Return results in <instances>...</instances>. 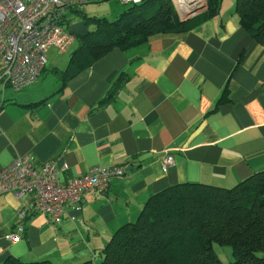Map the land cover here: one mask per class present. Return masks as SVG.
<instances>
[{"label": "crops", "instance_id": "obj_1", "mask_svg": "<svg viewBox=\"0 0 264 264\" xmlns=\"http://www.w3.org/2000/svg\"><path fill=\"white\" fill-rule=\"evenodd\" d=\"M94 2L106 8L103 17L123 4ZM234 2L222 0L219 14L185 33L112 49L68 79V59L59 69L46 64L60 82L41 80L43 70L14 90L0 64V170L26 154L36 165L60 158L68 164L63 180L97 165L124 170L105 193L87 191L65 204L59 222L38 213L21 219L24 198L0 193V262L93 259L158 191L185 182L232 187L264 170V45L239 26ZM206 7V0L195 5L200 13ZM68 29L87 30L80 19ZM168 154L174 160L163 171Z\"/></svg>", "mask_w": 264, "mask_h": 264}, {"label": "trees", "instance_id": "obj_2", "mask_svg": "<svg viewBox=\"0 0 264 264\" xmlns=\"http://www.w3.org/2000/svg\"><path fill=\"white\" fill-rule=\"evenodd\" d=\"M120 1L128 5L113 19L89 16L80 11L83 6L62 9L58 25L66 29L80 19L87 28L75 34L64 79L112 49L124 51L155 35L185 33L219 14L222 3L206 0L204 11L181 21L172 0ZM234 14L239 26L264 45V0H235ZM215 243L229 248L234 259L224 263ZM98 250L93 259L74 264H264V170L232 187L191 182L166 187L151 195L136 218L115 229ZM0 264L54 263L9 256Z\"/></svg>", "mask_w": 264, "mask_h": 264}, {"label": "built area", "instance_id": "obj_3", "mask_svg": "<svg viewBox=\"0 0 264 264\" xmlns=\"http://www.w3.org/2000/svg\"><path fill=\"white\" fill-rule=\"evenodd\" d=\"M94 0H0V64L4 84L19 90L37 80L47 64V52L55 47L66 52L75 42V34L56 23L62 9L81 7ZM139 2L140 0H122ZM60 158L36 165L28 154L20 156L0 170V193H10L26 202L17 215L23 219L38 213L59 222L65 204H77L91 190L105 193L114 177H121V166H91L85 172L62 179L68 164ZM173 155L161 161L163 171L173 163ZM22 230V226H18ZM19 240L18 233L9 237Z\"/></svg>", "mask_w": 264, "mask_h": 264}, {"label": "rangeland", "instance_id": "obj_4", "mask_svg": "<svg viewBox=\"0 0 264 264\" xmlns=\"http://www.w3.org/2000/svg\"><path fill=\"white\" fill-rule=\"evenodd\" d=\"M173 1V0H172ZM119 2V1H118ZM98 3H88L85 6L81 7L80 11L86 13L87 15L91 16L93 15L92 13H94L93 16H97V17H103V14L106 11L105 7H100L98 8ZM121 4V3H120ZM128 4H122L120 5V7H122V9L124 7H127ZM113 9V8H112ZM111 9L113 14H107L104 17H107L109 19H113L115 18L121 11L122 9L120 8L119 10H116L115 12H113V10ZM199 10V9H198ZM97 13V14H95ZM100 13V14H98ZM75 43H73L69 49L61 54L58 52V50L55 47H52L49 49V51L47 52V58H48V62H47V70L53 68V67H57L59 68H63L64 64L66 62V60L68 59V55L71 52V50H73L75 48ZM55 74H50L49 71H45L43 76L41 77V80H43L44 78L47 79H51L53 82H60V78H57V76H54ZM214 250L217 253L218 257L221 258L224 263H228L230 261H232L234 258L230 253V249L226 248L224 246L218 245V244H214Z\"/></svg>", "mask_w": 264, "mask_h": 264}, {"label": "bare ground", "instance_id": "obj_5", "mask_svg": "<svg viewBox=\"0 0 264 264\" xmlns=\"http://www.w3.org/2000/svg\"><path fill=\"white\" fill-rule=\"evenodd\" d=\"M176 1L177 4L179 5V8L181 9L182 14L188 13L190 9L195 8V5L201 3V0H176Z\"/></svg>", "mask_w": 264, "mask_h": 264}, {"label": "water", "instance_id": "obj_6", "mask_svg": "<svg viewBox=\"0 0 264 264\" xmlns=\"http://www.w3.org/2000/svg\"><path fill=\"white\" fill-rule=\"evenodd\" d=\"M175 4V3H174ZM176 6V4H175ZM194 7V6H193ZM177 8V7H176ZM203 9H200V10H197V8H194V9H190L188 13H185V14H182L180 16V20L181 21H185V20H188L189 18H191L192 16L196 15L197 13H199V11H201Z\"/></svg>", "mask_w": 264, "mask_h": 264}]
</instances>
